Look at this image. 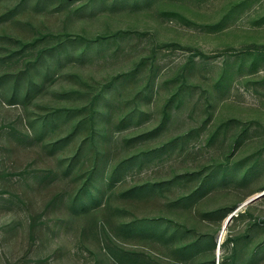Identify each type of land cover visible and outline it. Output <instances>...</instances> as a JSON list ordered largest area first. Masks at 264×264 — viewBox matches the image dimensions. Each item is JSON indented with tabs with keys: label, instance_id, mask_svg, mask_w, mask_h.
<instances>
[{
	"label": "rangeland",
	"instance_id": "1",
	"mask_svg": "<svg viewBox=\"0 0 264 264\" xmlns=\"http://www.w3.org/2000/svg\"><path fill=\"white\" fill-rule=\"evenodd\" d=\"M263 190L264 0H0V264H264Z\"/></svg>",
	"mask_w": 264,
	"mask_h": 264
},
{
	"label": "trees",
	"instance_id": "2",
	"mask_svg": "<svg viewBox=\"0 0 264 264\" xmlns=\"http://www.w3.org/2000/svg\"><path fill=\"white\" fill-rule=\"evenodd\" d=\"M98 160V159H97ZM126 162V161H125ZM121 165V163H118V164H116L115 166H114V168H115V170H116V168L117 167H119ZM114 168H113V170H114ZM114 172H116V171H114ZM112 173V176H110V178H111V180L112 181H114V175H115V173ZM183 177V176H182ZM185 177H187V176H185ZM150 187L148 188V186H140V187H137L136 189H133L132 191L130 190L129 192H126L125 194H123L124 196L125 195H130L129 197H132L133 198V195L134 196H142V194H144L146 191H150ZM150 225H153L152 226V229H153V227H155V229L159 226V224H158V222H150ZM132 224H129V227L130 228H132ZM144 228H142V230H144V229H146L148 226H149V224H145V225H142ZM228 240H229V237L226 239V243L228 242ZM214 244H215V240H214V242H213ZM224 244V243H223ZM217 246H218V241H217ZM212 264H216V261H215V258L213 257V259H212Z\"/></svg>",
	"mask_w": 264,
	"mask_h": 264
},
{
	"label": "water",
	"instance_id": "3",
	"mask_svg": "<svg viewBox=\"0 0 264 264\" xmlns=\"http://www.w3.org/2000/svg\"><path fill=\"white\" fill-rule=\"evenodd\" d=\"M262 195H264V192L258 194L257 197L262 196ZM257 197H256V198H257ZM253 199H255V198H253ZM253 199H251V200H253ZM232 215H233V214H230L229 217L227 218V220H226V222H225V224H224L223 229H225V227L227 226V223H229V221L231 220ZM218 250H220V239L218 240Z\"/></svg>",
	"mask_w": 264,
	"mask_h": 264
},
{
	"label": "bare ground",
	"instance_id": "4",
	"mask_svg": "<svg viewBox=\"0 0 264 264\" xmlns=\"http://www.w3.org/2000/svg\"><path fill=\"white\" fill-rule=\"evenodd\" d=\"M262 192H264V190H263ZM262 192H260V193H262ZM260 193L255 194V195L252 196L248 201H250V200L253 199V198L256 199L257 195L260 194ZM248 201H247V202H248ZM228 217H229V216H228ZM228 217H227V218H228ZM226 220H227V219H226ZM226 220H225V222H226ZM225 222H224V224H225ZM227 224H228V223H227ZM225 230H226V227H225V229H222V231L220 232V234H221V235L219 236L220 243L222 242V239H223V236H224V232H225ZM219 239H218V240H219Z\"/></svg>",
	"mask_w": 264,
	"mask_h": 264
}]
</instances>
